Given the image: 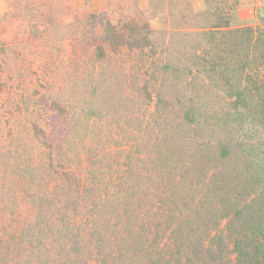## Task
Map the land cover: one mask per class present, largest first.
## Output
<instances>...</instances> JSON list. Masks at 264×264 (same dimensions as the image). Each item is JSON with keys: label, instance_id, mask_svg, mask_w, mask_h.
Segmentation results:
<instances>
[{"label": "rangeland", "instance_id": "rangeland-1", "mask_svg": "<svg viewBox=\"0 0 264 264\" xmlns=\"http://www.w3.org/2000/svg\"><path fill=\"white\" fill-rule=\"evenodd\" d=\"M263 54L264 0H0V183L89 185L0 264H264Z\"/></svg>", "mask_w": 264, "mask_h": 264}, {"label": "trees", "instance_id": "trees-1", "mask_svg": "<svg viewBox=\"0 0 264 264\" xmlns=\"http://www.w3.org/2000/svg\"><path fill=\"white\" fill-rule=\"evenodd\" d=\"M238 31L239 30L236 29L226 30V32H215L214 30H210V33L212 36H215V34L217 33L223 36H230V37L233 36L236 37V36H240V34H245L243 32H238ZM262 53L263 51L260 52V55ZM263 58H264V54H263ZM49 158H50L49 166L51 170L50 173L49 171H47V174L49 173L51 175V178L49 180L43 176L37 178L38 175H36L35 179L31 180V182H33L31 186H29V184L26 181L23 182L19 177L13 179L6 178L5 182L7 183H4V185L0 183V224L5 222V220L8 217L11 218L13 221L11 225V229L7 231V234L5 236L6 240L10 236V234L13 236L11 240H8L9 243L11 241H14L15 240L14 238L19 239L18 235L20 234L21 231L23 232L30 231V229L32 228L31 223L35 222L36 220L39 222L40 221L47 222L49 231H51L52 234L55 233L60 234L62 233V231H65L66 229H64L65 228L64 222L66 220L64 219V216L66 215V210L60 207V203L63 200V197H61V194H59L57 191L60 192V190L66 188V185L69 189L74 186H77V190H76L77 192L75 198L78 199V197L81 196L82 194L81 190L84 189L85 191L89 187L86 180L84 181L82 179L81 171L77 173V171L71 168L70 166H68L66 162H64L63 164L59 163L58 159L61 158H59L58 152H54L53 154L51 153V155H49ZM77 164L79 165V163ZM20 167L22 166L20 165ZM34 168L36 170L37 169L39 170L38 166L36 165L34 166ZM1 177L2 176H0V179H4ZM138 205L139 204H135V206ZM91 206L93 207V203H87V207L86 205H82V204L80 206V209L84 212L83 215L84 225L87 224V228L86 227L83 228L84 229L83 231L85 233H87L88 231H90L91 233L92 232L91 229L93 227L94 229L95 228L97 229V226H99V228L96 230V232L101 231L102 229L100 214L97 212L92 213L90 212L91 210H89L90 213H87L88 208L89 207L92 208ZM85 207H86V212L84 211ZM135 211L137 213L136 216L139 217L140 215L139 208H135ZM120 216L122 215L114 216L115 226H117V221H118L117 217ZM21 224H23L22 228H21ZM39 229L41 230L42 227H40ZM107 235H109V233H107ZM5 238L2 236L0 232V240L4 242ZM24 241L26 242L25 243L21 242V245H19V252L21 251L22 248L24 250V245L27 247V249L30 246L34 245L33 240H31V236H29V238L27 239H24L23 242ZM162 241L164 244L165 239ZM57 246L60 247L61 243H59ZM0 250H1L0 256H4L5 251H3V248ZM13 250L15 249H12V251ZM19 258L20 256H16V258L15 257L11 258L10 263L16 264ZM27 262H31V261L27 260Z\"/></svg>", "mask_w": 264, "mask_h": 264}]
</instances>
